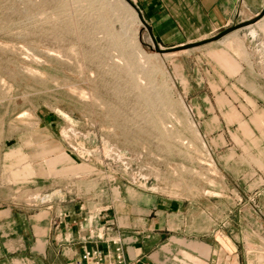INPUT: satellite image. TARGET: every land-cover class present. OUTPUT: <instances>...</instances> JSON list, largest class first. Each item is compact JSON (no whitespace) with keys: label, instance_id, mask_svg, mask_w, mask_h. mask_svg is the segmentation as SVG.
Returning <instances> with one entry per match:
<instances>
[{"label":"rangeland","instance_id":"374dc122","mask_svg":"<svg viewBox=\"0 0 264 264\" xmlns=\"http://www.w3.org/2000/svg\"><path fill=\"white\" fill-rule=\"evenodd\" d=\"M223 29L200 46L154 45L126 0H0V200L29 182L97 192L86 211L105 212L126 186L192 200L264 263V57L246 26L229 37L242 50L211 39ZM239 72L237 95L228 83L210 114L186 96Z\"/></svg>","mask_w":264,"mask_h":264},{"label":"crops","instance_id":"0c3cea01","mask_svg":"<svg viewBox=\"0 0 264 264\" xmlns=\"http://www.w3.org/2000/svg\"><path fill=\"white\" fill-rule=\"evenodd\" d=\"M132 2L151 28L153 38L159 37L173 46L206 39L204 36L234 24L239 14L255 17L264 6V0ZM252 26L240 33L253 53L252 58H256L255 52H259L261 58L264 57V19ZM238 31L228 32L226 39L228 46L242 50L241 40L229 38ZM184 38L186 43L182 41ZM215 53L229 71L239 69L228 53ZM239 74L224 75L227 83L221 84L216 93L203 89L193 94L194 90L188 89L186 96L195 103L196 109L210 114L218 109L216 103L213 110H209L212 97L216 99L222 93L227 98L232 97L226 91L228 83L231 92L237 95ZM261 75L254 78L262 80ZM62 154L70 161L67 153ZM134 190L122 187L119 199H109L105 212L96 208L86 211V204L101 203L97 192L86 197L77 189L72 194L67 183L29 182L23 186L22 196L0 200V264H97L95 259L87 262L82 258L85 251L92 249L101 251L99 264L116 263L117 249L125 264L140 261L149 264H264L248 251L246 239L225 232L224 224L210 225L207 208L203 205ZM99 207L102 208L100 204Z\"/></svg>","mask_w":264,"mask_h":264},{"label":"water","instance_id":"95a60500","mask_svg":"<svg viewBox=\"0 0 264 264\" xmlns=\"http://www.w3.org/2000/svg\"><path fill=\"white\" fill-rule=\"evenodd\" d=\"M126 1H128L130 3V5L133 7V9L136 11V13H138V17H139L141 23H143L144 27L147 28L151 40L154 42V45H156V42L154 41V38H153V35H152V32H151V28L148 26V24L146 23V21L144 20L142 15L139 13V11L136 8V6L130 0H126ZM263 16H264V6H263L262 10L259 13L256 14L255 17H253L251 19H248V20H242V22H240L238 24L228 25V27H226L223 30H221L218 33H216L211 39L219 38V37H221L223 35L228 34V32H230V31H233V30H236V29H240V28L245 27V26H247L249 24H253V23H255L258 19H260ZM205 42H206V39H203V40H200V41H190V42H187L186 44H184V46L185 47H195V46H200V44H203ZM156 50H158V49L156 48Z\"/></svg>","mask_w":264,"mask_h":264},{"label":"built area","instance_id":"2783aa9c","mask_svg":"<svg viewBox=\"0 0 264 264\" xmlns=\"http://www.w3.org/2000/svg\"><path fill=\"white\" fill-rule=\"evenodd\" d=\"M117 254H116V263H111V264H125L123 262V257L122 254L120 253L119 249H117ZM82 258H84L87 262L92 261L93 259L96 260V263L99 264L101 260V251L98 249H92V251H85L84 254L82 255ZM139 264H149L147 261H140Z\"/></svg>","mask_w":264,"mask_h":264},{"label":"bare ground","instance_id":"6f19581e","mask_svg":"<svg viewBox=\"0 0 264 264\" xmlns=\"http://www.w3.org/2000/svg\"><path fill=\"white\" fill-rule=\"evenodd\" d=\"M264 19V16L263 17H261L260 19H258L256 22H257V24H260L261 23V21ZM256 22L255 23H253V24H249V25H247L246 27H251L252 25H255L256 24ZM253 27V26H252ZM226 36V35H225ZM155 123V122H154ZM156 124V123H155ZM160 129V128H159Z\"/></svg>","mask_w":264,"mask_h":264}]
</instances>
